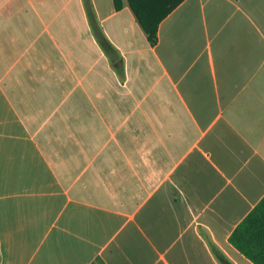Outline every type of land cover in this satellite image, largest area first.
<instances>
[{"label":"crops","instance_id":"crops-1","mask_svg":"<svg viewBox=\"0 0 264 264\" xmlns=\"http://www.w3.org/2000/svg\"><path fill=\"white\" fill-rule=\"evenodd\" d=\"M118 1L0 0V264H255L264 0Z\"/></svg>","mask_w":264,"mask_h":264},{"label":"trees","instance_id":"trees-1","mask_svg":"<svg viewBox=\"0 0 264 264\" xmlns=\"http://www.w3.org/2000/svg\"><path fill=\"white\" fill-rule=\"evenodd\" d=\"M127 1L150 44H156L158 24L169 10L151 9L147 4V0ZM86 3L90 13V3L88 1ZM120 6L121 3L115 0V7L119 8ZM99 41L107 53L113 50L110 43L102 35ZM229 240L231 244L255 264H264V196L234 228ZM91 264L104 263L97 259Z\"/></svg>","mask_w":264,"mask_h":264}]
</instances>
